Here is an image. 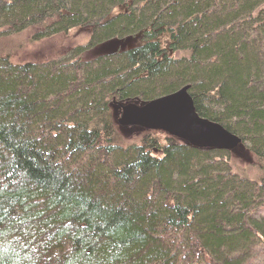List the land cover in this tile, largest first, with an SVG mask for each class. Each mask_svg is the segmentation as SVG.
<instances>
[{
	"label": "trees",
	"instance_id": "1",
	"mask_svg": "<svg viewBox=\"0 0 264 264\" xmlns=\"http://www.w3.org/2000/svg\"><path fill=\"white\" fill-rule=\"evenodd\" d=\"M31 28L92 31L67 62L0 57V264H251L264 244V0H0V37ZM186 86L260 179L161 132L121 139L123 104Z\"/></svg>",
	"mask_w": 264,
	"mask_h": 264
},
{
	"label": "rangeland",
	"instance_id": "2",
	"mask_svg": "<svg viewBox=\"0 0 264 264\" xmlns=\"http://www.w3.org/2000/svg\"><path fill=\"white\" fill-rule=\"evenodd\" d=\"M40 29H26L22 32L0 37V57L7 56L13 64H27V63H47L50 61H69L73 51L78 47H85L89 42V37L92 29H77L67 35H60L46 39H38L36 34ZM141 43L140 37H129L123 40H110L90 50L82 52L75 60L71 61L76 63L88 62L96 59L101 55H109L114 53L123 52L135 48ZM123 132L119 131V136L125 140L127 144L136 143L145 132L136 127L123 128ZM118 131V130H117ZM156 135V134H155ZM159 139L163 145L165 144V135L158 134ZM229 153V161L232 169L234 163L241 168V171L247 173L248 177L255 182L260 179L258 177V170L254 167V159L251 152L248 151L245 144L238 147L232 152L222 151ZM227 158V157H225ZM255 179V180H254ZM259 216H264V207L256 210ZM251 264H264V244L260 242L254 247L251 252Z\"/></svg>",
	"mask_w": 264,
	"mask_h": 264
},
{
	"label": "water",
	"instance_id": "3",
	"mask_svg": "<svg viewBox=\"0 0 264 264\" xmlns=\"http://www.w3.org/2000/svg\"><path fill=\"white\" fill-rule=\"evenodd\" d=\"M121 128L164 133L199 150L232 152L242 140L216 122L200 117L189 87L146 103H128L117 119Z\"/></svg>",
	"mask_w": 264,
	"mask_h": 264
}]
</instances>
